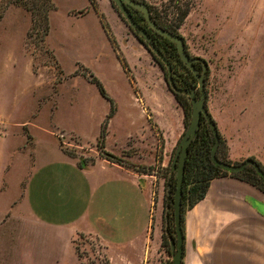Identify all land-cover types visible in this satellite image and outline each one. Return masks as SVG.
Returning <instances> with one entry per match:
<instances>
[{"label":"rangeland","instance_id":"374dc122","mask_svg":"<svg viewBox=\"0 0 264 264\" xmlns=\"http://www.w3.org/2000/svg\"><path fill=\"white\" fill-rule=\"evenodd\" d=\"M50 1L54 8L44 36L42 27L33 24L29 9L12 0H0V183H7L0 190V214L7 209V218L0 220V264H48V230L14 218L23 200L9 205L11 199L21 197L34 168L29 155L32 139L58 138L84 164L95 159L93 152L108 157L97 139L110 104L90 80L89 72L117 103L105 136L107 145L116 147L111 152L119 158L116 162L145 173L157 172L165 191L167 178L175 177L171 162L177 143L190 121L174 97L166 69L136 37L113 0ZM146 1L169 17L177 16L173 13L176 7H188L178 30L188 51L208 63V111L219 118L220 126L224 119L241 139H257L264 145V0ZM102 22L115 40L116 47L111 44L115 52ZM130 35L138 42L130 43L126 39ZM119 56L126 60L128 70ZM140 88L155 96L165 113L164 127L172 147L163 166L159 154L164 138L149 110L151 129L141 135L148 139L134 144L137 139L128 136L143 123L133 101L134 90ZM199 93L198 89L196 95ZM221 134L227 142V132ZM81 139L96 140L87 143ZM150 151L156 152L155 161L146 159ZM164 211L163 200V223ZM74 245L84 264H105V254L94 237L81 233ZM159 251V264H167L171 252L169 255L161 242ZM52 260L50 257L49 264H54Z\"/></svg>","mask_w":264,"mask_h":264},{"label":"crops","instance_id":"0c3cea01","mask_svg":"<svg viewBox=\"0 0 264 264\" xmlns=\"http://www.w3.org/2000/svg\"><path fill=\"white\" fill-rule=\"evenodd\" d=\"M126 39L138 42L133 35ZM134 92L133 101L143 123L128 136L137 139L134 144L138 139H148L141 135L151 129L146 113L149 110L163 134L159 154L163 166L172 147L164 127L165 113L155 96L150 97L141 88ZM116 111L117 105L112 116ZM212 116L219 130L228 134V157L232 161L253 155L264 165L262 143L241 139L238 131L229 130L224 119V126H220L219 118L213 112ZM43 140L32 139L29 155L34 168L20 200L11 199L9 205L23 200L14 218L48 230V264L50 257L54 264H84L74 245L81 233L97 240L107 264H159L165 189L157 172L134 170L97 152H93L92 162L80 165L78 156L66 151L60 139ZM81 140L92 143L96 139ZM114 148L104 140L106 151L115 152ZM155 155L150 151L146 159L155 161ZM0 184L4 186L0 190H4L7 183ZM153 200L155 208L151 210ZM6 211L0 214V220L7 218ZM183 236L185 264H264V192L237 177L213 178L204 197L186 210Z\"/></svg>","mask_w":264,"mask_h":264},{"label":"trees","instance_id":"16d2710c","mask_svg":"<svg viewBox=\"0 0 264 264\" xmlns=\"http://www.w3.org/2000/svg\"><path fill=\"white\" fill-rule=\"evenodd\" d=\"M12 1L21 4L26 9H29L32 14L33 24L42 27V33L44 34V36L48 34L49 12L52 8H54V4L50 0H12ZM139 1H143L148 4L150 15L157 24H159L164 28L169 29L170 31L178 35H181L178 29L180 27L181 22L188 13V7H185L184 9H180V7H176V9L173 10V13H175L177 16L169 17L168 14L163 13L162 9H160L157 5H152L148 3L146 0H139ZM128 9L134 20L138 24L145 27V29L151 36V40L155 43V45L161 51L163 56L170 63L171 78L175 86L178 88H184L186 90H190L191 88H194L195 94H197L198 93L197 78L195 77L193 71L189 67H187L183 62V60L180 58L175 42L169 39L168 37L160 34L156 30H154L145 21L143 17V13L140 10L133 8L131 6H128ZM177 9H179V13ZM102 24L105 28L106 34L111 44H113L115 48L116 47L115 40L113 39L112 35L109 33L107 29V25L103 22ZM134 34L149 49L147 42L136 32H134ZM185 48L190 56L193 57L196 56V55H192L188 51L186 43H185ZM152 56L153 58H155V60L159 63L161 67H164L166 69V76L168 78V71L164 62L156 54L152 53ZM119 57L124 69L128 70L126 60L122 56ZM203 59H204L203 57H200L199 60L194 61V65L199 71L202 70ZM208 70L209 69L207 67L204 75V84L208 78V74H209ZM88 75L90 80L97 85L100 93L110 102L109 112L107 113L106 118L102 121L101 130L99 133V137L97 139V143L103 147L105 136L107 133L106 131L107 123L109 118L112 116V114L115 111V102L112 99V97H110V95L107 93L100 79L92 72H89ZM171 90L174 94L177 103L182 107L184 118L188 121V119H190L191 117L190 97L184 92L174 91L172 88ZM214 122L216 123L215 119ZM218 133H219V142L215 151L216 157L224 162L240 163L241 161H232L230 158H228V145L226 139L223 137L219 129H218ZM213 144H214V134L205 117L201 115L195 135L188 145V152L184 164V175L182 182V197H181V218H180L182 232L184 231V217L186 210L192 207L197 201H199L204 197L208 189V186L210 184V181L215 177L226 176V175L237 177L239 179L250 182L251 184L257 186L264 192V178L260 173H258L255 170V168L251 164H246L244 167L237 170H229L219 166L214 161H212L210 157V152L213 147ZM221 150L223 152H221ZM104 152L108 156L107 158L112 159L113 161L119 160V158L113 153L108 151H104ZM69 153L73 154L71 152ZM246 158H251L255 160L257 164L264 171V165L258 159H256L255 156L249 155ZM79 164L83 165L84 163L82 162V160H80ZM174 189H175V177L169 176L166 180V191L164 198V205H165L164 223H163V232L161 239V245L166 246V250L168 251L169 255H170L169 239L173 237L175 234V222H174L173 204H172ZM183 257H184V250H182V257L180 260V264H185ZM170 261L171 260H169L167 264H169ZM105 264H107V261L105 262Z\"/></svg>","mask_w":264,"mask_h":264},{"label":"water","instance_id":"95a60500","mask_svg":"<svg viewBox=\"0 0 264 264\" xmlns=\"http://www.w3.org/2000/svg\"><path fill=\"white\" fill-rule=\"evenodd\" d=\"M117 5L119 11L124 16L128 24L132 27L134 32H136L139 36H141L148 44V47L151 53L156 54L160 59L164 62L167 71H168V84L174 91L184 92L186 93L191 100V117L188 125L186 126L184 132L182 133L173 158L171 162V170L175 172V189L173 193V214H174V222H175V235L169 239L170 242V252L172 259L169 264H180V260L182 257V250H183V232L180 224L181 218V197H182V182H183V175H184V164L186 155L188 152V145L192 138L195 135L196 129L198 128L199 121L201 115L205 117L207 120L213 134H214V144L210 152V157L212 161H214L219 166L229 169V170H237L244 167L246 164H251L255 170L260 173L264 178V171L262 168L257 164V162L251 158H245L240 163H228L224 162L216 157V148L219 142V133L216 123L212 118V115L208 111L206 107V98L207 93L205 90L204 84V75L205 70L208 67V63L205 59L202 61V70L199 71L195 65L194 61L199 60L200 57H193L190 56L185 48V41L183 36L178 35L167 28H164L157 24L150 15V10L148 4L143 1L139 0H113ZM128 6L136 8L143 13V17L145 21L157 32L160 34L168 37L169 39L173 40L176 44L178 53L180 58L183 60L185 65L189 67L195 77L197 78V89H199V95L195 94V89L191 88L190 90H186L184 88H178L172 81L171 78V65L168 60L163 56L161 51L155 45V43L151 40V36L143 27L142 25L138 24L134 18L132 17Z\"/></svg>","mask_w":264,"mask_h":264}]
</instances>
